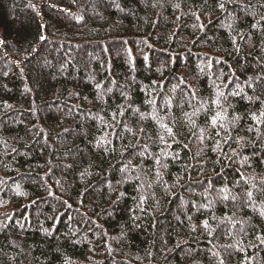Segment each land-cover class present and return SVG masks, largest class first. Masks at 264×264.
Returning a JSON list of instances; mask_svg holds the SVG:
<instances>
[{
    "label": "trees",
    "instance_id": "trees-1",
    "mask_svg": "<svg viewBox=\"0 0 264 264\" xmlns=\"http://www.w3.org/2000/svg\"><path fill=\"white\" fill-rule=\"evenodd\" d=\"M107 1L0 0V264H264V0Z\"/></svg>",
    "mask_w": 264,
    "mask_h": 264
},
{
    "label": "snow or ice",
    "instance_id": "snow-or-ice-1",
    "mask_svg": "<svg viewBox=\"0 0 264 264\" xmlns=\"http://www.w3.org/2000/svg\"><path fill=\"white\" fill-rule=\"evenodd\" d=\"M220 8L221 9L224 8V3H220ZM194 15H195V13H194ZM197 19H199V16H197ZM258 25H259V21H257L256 24H253L252 27L256 28V27H258ZM41 39H43V37H41ZM233 43H235V41H233ZM252 80H253L252 77L248 78V86L249 87H252ZM230 83H232V81H228V84H230ZM96 87H97V89H99L100 85L97 84ZM225 88H227V84H225ZM242 92H243L242 88L239 89V91L229 90L228 91V96H233V97L240 96ZM241 98H244V97L242 96ZM222 99L224 101L227 100V96L225 95V92L224 91H217L216 92V99L213 100V103L216 105L218 110L216 111L215 115H213L211 117V126L213 128L219 127L220 129H222L227 134L229 132L228 126L225 123L222 122V121H226L227 120L226 110H225L224 104L221 102ZM247 99L252 100L253 98L252 97H247ZM257 99H259V98H257ZM149 103H153V102L149 101ZM261 105L262 106L258 110V114L256 112H251L249 114L251 116V120L253 122H255L256 125H264V101H261ZM120 114L122 115L123 113H120ZM194 114L195 113H193V115ZM115 116H116V113L113 114V118H115ZM233 119L234 120H239L240 117H238V116L237 117H233ZM192 124H193V127H195V122L194 121L192 122ZM161 128L164 129V131L168 134L169 137L175 139V134H174L173 129L171 127H169L166 124L161 123ZM252 130H253L252 127H249L248 131H252ZM256 131H257V133L259 135V128H257ZM217 135H219V132L217 133ZM228 138L230 139L231 137L229 136ZM160 139H161V141H163L164 140V136L162 135L160 137ZM201 139H203V131L201 133ZM107 142L108 141L106 140V138L101 137L100 140H98V145H103V144H105ZM217 147H219V144H217ZM156 163L159 164L160 161L157 160ZM157 175H159V173ZM248 196L251 197L252 193L249 192ZM141 203H143V198H141ZM262 215H264V213H262ZM203 227L206 228V229L209 228V224H208L207 220H205L203 222ZM256 239L259 240L261 244H264V236H257Z\"/></svg>",
    "mask_w": 264,
    "mask_h": 264
},
{
    "label": "rangeland",
    "instance_id": "rangeland-1",
    "mask_svg": "<svg viewBox=\"0 0 264 264\" xmlns=\"http://www.w3.org/2000/svg\"><path fill=\"white\" fill-rule=\"evenodd\" d=\"M121 1H123V0H121ZM101 2H107L109 5H111L112 7H114L115 6V4H114V2H108L107 0H101ZM114 5V6H113ZM115 8V7H114ZM94 13H98V11H96V10H94ZM92 14V13H91ZM96 53V52H95ZM95 53L92 55V53H89V55H87V59L89 60H92V59H97V56L95 55ZM40 68L42 69V70H52L53 69V66H51V64H44V63H41L40 64ZM71 70V69H70ZM68 71V70H67ZM67 73V72H66ZM125 86V85H124ZM233 87H236L237 88V86H236V84H234L233 83ZM112 88V87H111ZM124 87H123V85L122 86H120V87H118L117 88V91H122V90H124L123 89ZM111 91V89L109 90V91H106L105 92V95H107V94H109V92ZM104 93V92H103ZM187 98V97H186ZM161 102H163V101H161ZM48 108H50V109H57V108H59V107H57V106H54V107H48ZM60 109V108H59ZM88 118H89V116H88ZM9 119H11V120H16V117L14 116V117H11V118H9ZM42 143V141L41 140H39V144H41ZM13 187V185H10V186H8V188H12ZM201 189V188H200ZM187 191L188 192H192L193 191V189H187ZM237 200L236 198H234V197H232L231 199H230V201H233V200ZM51 204H54L55 202H53V201H51L50 202ZM249 209H250V211H253L255 214H257V215H261L263 218H264V215H262V213H264V211L263 210H261V212H260V210L258 209V208H254L252 205H251V207H249ZM40 214V212H37V214L36 215H39ZM235 248V247H234ZM197 250V249H196ZM186 251V250H185ZM209 255H210V259H212L211 257H212V254L211 253H209ZM209 264H212L211 262L209 263Z\"/></svg>",
    "mask_w": 264,
    "mask_h": 264
}]
</instances>
